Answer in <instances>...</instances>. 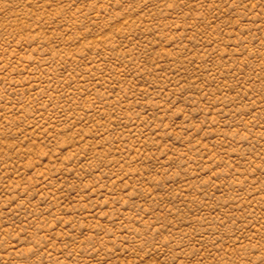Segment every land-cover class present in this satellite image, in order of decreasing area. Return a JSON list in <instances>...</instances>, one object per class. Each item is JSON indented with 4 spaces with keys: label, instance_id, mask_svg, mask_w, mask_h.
Returning <instances> with one entry per match:
<instances>
[{
    "label": "rangeland",
    "instance_id": "1",
    "mask_svg": "<svg viewBox=\"0 0 264 264\" xmlns=\"http://www.w3.org/2000/svg\"><path fill=\"white\" fill-rule=\"evenodd\" d=\"M0 264H264V0H0Z\"/></svg>",
    "mask_w": 264,
    "mask_h": 264
}]
</instances>
